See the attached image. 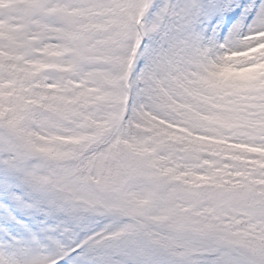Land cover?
<instances>
[{"label": "snow or ice", "instance_id": "6c2138e0", "mask_svg": "<svg viewBox=\"0 0 264 264\" xmlns=\"http://www.w3.org/2000/svg\"><path fill=\"white\" fill-rule=\"evenodd\" d=\"M16 30L0 43V264H264V52L231 58L264 44V0H28ZM101 48L126 119L167 85L188 131L212 125L231 149L227 167L184 174L208 185L191 197L232 208L200 250L162 243L133 207L85 214L42 175L36 110L45 123L78 115Z\"/></svg>", "mask_w": 264, "mask_h": 264}, {"label": "clouds", "instance_id": "9594fccd", "mask_svg": "<svg viewBox=\"0 0 264 264\" xmlns=\"http://www.w3.org/2000/svg\"><path fill=\"white\" fill-rule=\"evenodd\" d=\"M257 52H264V44L233 52L231 58L243 60ZM105 54L101 48L94 56ZM86 72L91 74L95 90L88 91L87 101H92L90 106L79 109V114L71 120L66 118L48 123L45 121L49 120V114L37 109V122L29 126L33 142L47 149L37 155L42 175L50 181L53 194L83 213L104 216L109 207L117 203L126 186L131 187L129 181L154 175L158 187H170L177 193V199L168 201L164 208L173 240L195 250L208 245L205 229L218 218L228 216L232 208L202 197L194 199L185 194L183 183L172 181L183 175V171L209 173L214 165L227 167L224 154L231 149L205 139L216 135L211 131L212 125L188 131L189 125L179 115L184 110V101L172 94L167 85L161 86L158 98L148 103L142 115L130 114L126 119L123 106L110 102L114 92L108 83L111 65L93 60ZM141 107L144 108V105ZM114 113L117 114L115 117ZM98 121L102 123L97 124ZM228 131L224 129L221 135ZM3 134L4 131L0 130V135ZM65 137L96 138L106 144L104 151L107 155L101 158L98 167L80 169L63 163L57 154H71L79 150L76 145L66 143ZM181 144L184 149L195 146V151L187 150L179 154V161L185 166L183 171L179 164L170 170L167 167L169 157L176 159L177 146ZM153 161L160 163L164 171L171 174H159L150 167ZM199 190L205 193L208 186Z\"/></svg>", "mask_w": 264, "mask_h": 264}, {"label": "rangeland", "instance_id": "374dc122", "mask_svg": "<svg viewBox=\"0 0 264 264\" xmlns=\"http://www.w3.org/2000/svg\"><path fill=\"white\" fill-rule=\"evenodd\" d=\"M28 3V0H0V43L7 42V33L11 32L13 35L21 36L22 33L17 31L18 21L20 11L23 6ZM99 63L108 64L107 54L102 56H96L93 59ZM109 65V64H108ZM90 91H95L92 86L89 89ZM110 102H116V97L114 94L111 95ZM92 101H87L80 106L81 108H87L90 106ZM77 115H73L69 117V120L75 118ZM97 124L102 122H96ZM78 138V137H76ZM206 140H211L210 137H206ZM97 142L96 138H91L84 140L82 145H91L92 143ZM101 144V142L99 143ZM98 145V144H97ZM78 147V146H77ZM79 149V148H78ZM81 149L76 152H73L74 155L71 154H57L61 160V162H68L70 158L76 157L79 153H81ZM107 153L103 154H94L88 158V162L86 166L88 168H92L89 165L90 161H95L96 164L100 165V160L102 157L106 156ZM79 168V167H78ZM95 179V177H93ZM131 187L126 186L125 190H123L119 194V199L115 205L123 204L125 206L133 207L139 210L140 215L138 219L141 222H147L152 226V230L159 234L161 240H164L162 243H176L172 238V233L170 229L167 227L168 225V216L164 212V208L167 205L168 201L174 200L176 194L168 193L165 187H158L155 184V179L151 178L149 175L140 176L136 179L135 182L129 181ZM169 194L170 196H167ZM91 214L92 213H85ZM100 217L99 215H95Z\"/></svg>", "mask_w": 264, "mask_h": 264}, {"label": "trees", "instance_id": "16d2710c", "mask_svg": "<svg viewBox=\"0 0 264 264\" xmlns=\"http://www.w3.org/2000/svg\"><path fill=\"white\" fill-rule=\"evenodd\" d=\"M192 148L194 149V146H193ZM183 181H185L184 177H183ZM206 186H208V185L205 183V186L200 187V189H201V188H204V187H206Z\"/></svg>", "mask_w": 264, "mask_h": 264}]
</instances>
